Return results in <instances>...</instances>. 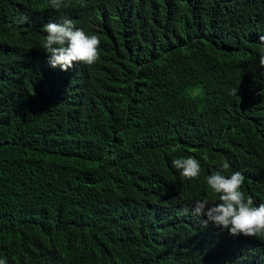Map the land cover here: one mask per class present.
I'll return each instance as SVG.
<instances>
[{
    "label": "trees",
    "instance_id": "obj_1",
    "mask_svg": "<svg viewBox=\"0 0 264 264\" xmlns=\"http://www.w3.org/2000/svg\"><path fill=\"white\" fill-rule=\"evenodd\" d=\"M65 18L99 36L93 65L48 64ZM261 35L264 0H0V259L264 264L263 236L191 214L225 162L264 203Z\"/></svg>",
    "mask_w": 264,
    "mask_h": 264
},
{
    "label": "clouds",
    "instance_id": "obj_2",
    "mask_svg": "<svg viewBox=\"0 0 264 264\" xmlns=\"http://www.w3.org/2000/svg\"><path fill=\"white\" fill-rule=\"evenodd\" d=\"M50 6L59 11L65 6V0H50ZM21 20L26 21L27 17H22ZM41 30L46 33L42 49L48 57L50 67L67 71L74 63L91 66L98 61L99 36L76 27L71 19L48 21L41 26ZM259 40L261 46H264V35ZM259 65L264 67V53L259 55ZM172 166L179 171L181 177L188 180L197 179L201 173L200 161L191 155L172 160ZM229 168L230 165L225 162L219 170L205 177L216 199L209 200L205 197L195 200L191 214L206 217L200 221L201 227L212 224L221 230H227L232 236L242 235L258 241L264 237V203L256 205L251 196H246L242 190L245 177L239 171L229 173ZM188 212V208L181 209V214ZM0 264H7L6 259H0Z\"/></svg>",
    "mask_w": 264,
    "mask_h": 264
}]
</instances>
